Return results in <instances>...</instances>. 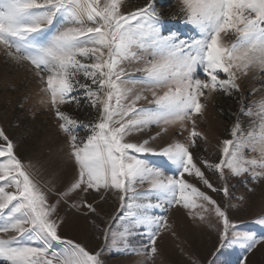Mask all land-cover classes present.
<instances>
[{
  "label": "snow or ice",
  "instance_id": "snow-or-ice-1",
  "mask_svg": "<svg viewBox=\"0 0 264 264\" xmlns=\"http://www.w3.org/2000/svg\"><path fill=\"white\" fill-rule=\"evenodd\" d=\"M182 5L184 22L197 30L191 39H180L162 27L153 0L135 11L122 10V0H0V47L15 63L29 65L45 85L41 103L50 104L61 121L59 127L69 135L70 155L78 166L74 180L51 193L56 196L51 203V190H42L31 165L18 157L13 139L0 128V264H104L103 249L91 252L81 243L63 239L58 231V206L90 189L102 200L101 190L118 194L120 207L130 218V227L118 234L121 239L133 229H147L143 264L158 253L157 238L174 227L166 214L149 211L166 213L176 205L194 219L207 222L214 215L221 221L222 248L240 244L251 251L264 242L253 232L234 231L227 211L185 178L188 174L225 196L230 194L227 181L232 177L248 174L264 181V98L253 102L255 112L252 107L241 109L242 114L258 117L259 132L243 134L237 120L232 138L219 146L218 162L193 157V150L200 147L197 141H208L197 123L207 101L217 91H238L240 74L251 68L264 72V0H182ZM230 32L237 39L226 43L223 36ZM131 61L143 65L134 69L138 77L123 67ZM198 69L203 79L198 78ZM223 75L227 78L221 79ZM80 90L98 113L86 125L90 131L86 138L75 134L79 122L61 110L67 103L79 105L75 93ZM133 133L147 138L130 142ZM246 148L259 155L246 156ZM149 154L166 158L175 174L165 175L144 158ZM205 170L218 174L224 186L214 188ZM146 182L150 188L138 192L137 185ZM151 196L157 203H151ZM142 198L149 202L138 203ZM72 206L97 214L86 199ZM259 222L264 224V219Z\"/></svg>",
  "mask_w": 264,
  "mask_h": 264
},
{
  "label": "rangeland",
  "instance_id": "rangeland-1",
  "mask_svg": "<svg viewBox=\"0 0 264 264\" xmlns=\"http://www.w3.org/2000/svg\"><path fill=\"white\" fill-rule=\"evenodd\" d=\"M153 2L161 14L164 29L176 33L180 39L197 36V30L184 22L186 13L182 11V0ZM147 3L148 0H122V10L135 11ZM223 39L226 43H231L237 39V35L230 32L223 36ZM142 66L135 61L123 65L128 74L135 77L140 73L134 72V69ZM197 71L198 78L203 79L202 69ZM226 78V75L221 76V79ZM81 83H84L83 79ZM237 83L240 85L238 91H217L207 101L203 117L198 118L197 123L198 131H202L208 141L207 144L197 141L200 147L193 150L194 159L199 156L200 160L208 158L218 162L219 146L224 139L232 138L231 129L237 120L240 121L243 134L253 130L259 132L258 117L242 114L241 109L252 107L254 112L257 110L253 102L264 98V72L251 68L246 75L240 74ZM44 86L29 65L15 63L0 47V128L13 139L18 157L25 165H31L30 171L42 190H51L50 202L54 203L56 196L51 193L64 190L78 175V166L70 155L69 135L59 127L61 121L50 104L45 106L41 103V100L46 98L45 93L41 91ZM75 95L80 101L79 105L67 103L61 106V110L79 122L75 134L86 138L90 134L86 125L94 122L98 113L89 105L82 90ZM201 99L203 102V98ZM156 130L153 127L151 132L154 134ZM146 138V135L133 133L128 139L130 142H138ZM2 143L0 139V144ZM156 143L160 144L162 141L158 140ZM244 153L248 157L259 155L247 148ZM144 158L162 168L165 175L175 174L174 169L169 168L166 158L151 154ZM200 160H197L198 164ZM205 174L213 182L214 188L224 186L225 181L220 179L218 174H213L210 170H205ZM185 178L202 191H206L227 211L230 221L235 225L234 231L253 232L258 238L264 237V224L259 222L264 219V181L252 180L248 178V174L244 177H232L227 181L230 194L225 196L222 192L207 189L198 179L189 177L188 174H185ZM149 188L150 185L146 182L138 184L136 190L146 192ZM101 191L103 200L100 194L90 189L86 194H73L72 198L58 206L57 216L61 221L59 235L63 239L83 244L91 252L103 249L101 259L104 264H143L146 259L144 248L149 244L145 234L147 229H133L131 235L121 239L118 234L124 228L130 227V218L127 212L121 209V202L115 191ZM84 199L93 203L97 214L88 213L86 208L72 206L74 202L79 205ZM150 201L157 203L154 196L150 197ZM148 202L149 199L143 198L138 201ZM197 203L201 201L197 200ZM165 207L167 208V205ZM148 214H166L169 223L174 226L172 231L175 232L173 235L172 231H166L157 238L158 253L148 264H193V261H198L199 264H212L213 261L215 264H264V242L251 251H247L240 244L222 248L220 231L223 225L214 215L209 217L207 222L200 221L198 217L194 219L189 216L188 210L182 205L168 208L166 213L163 209H155L150 210ZM113 233L117 235H111ZM106 234H109L107 240ZM54 247L60 249L59 244H54Z\"/></svg>",
  "mask_w": 264,
  "mask_h": 264
}]
</instances>
